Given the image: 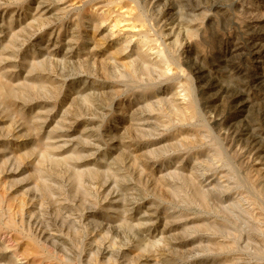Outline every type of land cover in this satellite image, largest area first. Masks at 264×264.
Listing matches in <instances>:
<instances>
[{
	"label": "rangeland",
	"instance_id": "374dc122",
	"mask_svg": "<svg viewBox=\"0 0 264 264\" xmlns=\"http://www.w3.org/2000/svg\"><path fill=\"white\" fill-rule=\"evenodd\" d=\"M0 264H264V0H0Z\"/></svg>",
	"mask_w": 264,
	"mask_h": 264
},
{
	"label": "bare ground",
	"instance_id": "6f19581e",
	"mask_svg": "<svg viewBox=\"0 0 264 264\" xmlns=\"http://www.w3.org/2000/svg\"><path fill=\"white\" fill-rule=\"evenodd\" d=\"M138 37V36H137ZM144 44V43H143Z\"/></svg>",
	"mask_w": 264,
	"mask_h": 264
}]
</instances>
